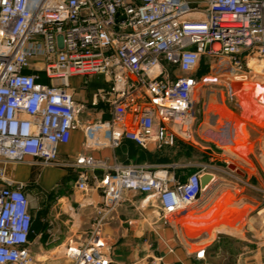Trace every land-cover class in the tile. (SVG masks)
Instances as JSON below:
<instances>
[{"label":"built area","instance_id":"obj_1","mask_svg":"<svg viewBox=\"0 0 264 264\" xmlns=\"http://www.w3.org/2000/svg\"><path fill=\"white\" fill-rule=\"evenodd\" d=\"M198 3L0 0V264L34 263L30 201L24 185L8 177V166L26 157L58 164V146L68 143L82 109L70 78L105 77L110 119L104 124L114 148L123 139L141 148H171L177 138H190L193 71L202 57L227 59L235 78L249 84L256 79L253 64L262 65L252 92L264 106V0ZM39 72L49 84L39 82ZM75 165L83 169L80 191L87 188L88 170L106 168L91 156H78ZM175 169L113 166L97 180L99 213L113 211L131 193L143 201L154 197L151 205L166 221L186 216L203 194L200 172L181 179ZM100 223L84 243H68L70 264H111Z\"/></svg>","mask_w":264,"mask_h":264},{"label":"crops","instance_id":"obj_2","mask_svg":"<svg viewBox=\"0 0 264 264\" xmlns=\"http://www.w3.org/2000/svg\"><path fill=\"white\" fill-rule=\"evenodd\" d=\"M190 1L194 6H201L199 0ZM221 61L226 63L223 67L229 69V72L226 75L210 74V79L218 84L226 81L223 89L213 98H206L202 93V101L195 107L197 118H194L190 128L191 141H176L173 147L168 148L174 153L180 151L177 164H169L167 154L162 151L164 148H157L153 143L147 148H141L134 142L123 139L118 147L110 146L108 129L104 124L110 119L109 110L104 105H96L91 110L85 109L81 118L78 115V124L72 130L68 143L58 146L57 165H44L39 159L26 157L22 163L8 166V177L24 185L30 201L32 224L28 248L34 259L33 264H70L65 257L66 246L71 241L76 244L84 243L94 233L100 219L102 250L110 257L111 264H264V231L232 236L245 243V246L238 248L209 246L216 237L208 243L206 239L192 243L184 231L173 224L176 217L169 221L164 220L151 204H143V196L140 194L127 193L125 202L113 211L103 213L102 196L96 188L97 180L111 172V168L116 165H143L150 170L177 165V168H184L185 176L182 179L194 172L215 176V180H211L207 190L199 197L204 199L205 205L222 190L223 184L220 180L223 176L230 180L232 188H237V191L246 186L250 192L263 193V202L258 213L264 215V186L259 184V171L255 173L251 170L253 173L250 176L245 171H241L243 175L236 171H225L222 159H219L222 154L216 151L215 142L222 133L216 107L224 109L225 101L232 102L238 107L235 112L238 117H246L250 121V118L254 119L260 113L264 115V106L258 103L253 92L247 88L250 87L248 81L235 78L227 59L221 58ZM195 69L193 75L197 85ZM253 69L260 72L262 66L253 64ZM202 76L200 82L206 85L209 78L206 74ZM78 80L80 79L70 78V92L82 111L84 108L80 103L83 93L80 90L75 91ZM256 105L260 108L257 113ZM211 107L215 109L210 111ZM211 116L215 118L214 122H211ZM254 129L253 125L248 124L247 134L251 135ZM229 133L232 138L236 137L234 129L225 131L228 136ZM78 156H91L103 162L106 167L87 171L85 191L76 187L78 174L83 170L75 165ZM202 166H206L204 171L201 170ZM133 196H138L139 200H133ZM100 211L103 212L99 213ZM187 242L199 248H192Z\"/></svg>","mask_w":264,"mask_h":264},{"label":"rangeland","instance_id":"obj_3","mask_svg":"<svg viewBox=\"0 0 264 264\" xmlns=\"http://www.w3.org/2000/svg\"><path fill=\"white\" fill-rule=\"evenodd\" d=\"M225 65L226 63L221 61V58L202 57L200 59L199 64L195 69L198 83L192 95L195 119L197 118L195 107H197L196 105L202 101V93H204L206 98H213V96L219 95V91L223 89L226 81H221L222 84H218L214 79H210L212 77L210 74L224 73L226 75L229 72V69L223 67ZM167 69L173 74V76L180 75L176 72L175 68L173 69L167 66ZM31 71L35 70L32 69ZM205 74L209 79L206 80V85H203L200 82V76ZM39 75L40 83L49 84L44 73L39 72ZM255 75L256 79L248 84L250 87H247L251 92L254 85H257L259 82L257 79V73ZM95 77L81 78L78 80V87H75V91L80 90V93H83V98L81 97L80 104L83 105L84 109L80 111V118L84 116L83 112L87 108L91 110L93 107H96V105H104L108 108V103L106 101L107 94L105 93L107 92L109 85L104 81V76ZM131 79L134 80V77L132 76ZM233 83L236 82L233 81ZM70 86L72 87L71 84ZM261 87L263 89L264 84ZM95 95H97V102L94 106L93 100ZM224 106V109L216 107V112L219 114L218 122L222 133L215 139L217 146L216 151L222 154L219 159H222L221 162L223 164V169L225 171L233 172L234 169L231 168V166H234L235 169L248 173V176L253 173L252 171L255 173L259 171L261 177L258 178V181L262 187L264 186V175H262L264 169V115L260 113L262 116L256 115L254 119L250 118V121H248L249 119L247 120L246 117H238L235 113L238 107L234 103L225 101ZM213 109H215V107H211L210 111ZM259 109L260 108L256 105V113ZM210 118L211 122L215 121L213 116ZM248 124L253 125L255 128L251 135H248L246 131ZM233 129L236 132L235 138H232L230 133L229 136L228 134H225V131L228 132V130L232 131ZM176 141L188 142L191 141V139L177 138ZM162 151H165V154H167L166 158L169 164L179 163L180 151L174 153L168 148H164ZM195 156L197 155L195 154ZM183 170L184 168L182 167H176L174 172L177 177L182 179L185 176ZM221 178L222 180H220V183L222 182L223 184L222 190L213 200L205 205L204 199L198 198L197 201L188 208V214L183 217H177L173 224L176 225L179 230H183L187 239L192 243L198 242L202 239H206V242L208 243L212 238L216 237L215 241L209 246L242 247L245 246V243L243 244V242L238 241L235 237L254 232L262 233L264 231V215L258 213L263 202V193L257 191L250 192L248 190L249 188L246 186L240 191H237V188H232V184L228 178L223 176ZM254 182L257 183L256 180ZM132 199L139 200V197L133 196ZM252 201H255V203H251ZM252 204L255 205L252 206ZM186 244L192 248H199V246L193 244L190 245L188 242ZM247 245L258 246V244Z\"/></svg>","mask_w":264,"mask_h":264},{"label":"water","instance_id":"obj_4","mask_svg":"<svg viewBox=\"0 0 264 264\" xmlns=\"http://www.w3.org/2000/svg\"><path fill=\"white\" fill-rule=\"evenodd\" d=\"M231 168L234 169V171H236L237 173L243 175V173L239 170H236L234 168V166H232ZM199 179H200V187H201V192H205L209 186V184L211 183V180H215V176L209 174V173H202L199 175ZM154 201V197H149L147 199H145L143 201V204L145 205H149Z\"/></svg>","mask_w":264,"mask_h":264},{"label":"bare ground","instance_id":"obj_5","mask_svg":"<svg viewBox=\"0 0 264 264\" xmlns=\"http://www.w3.org/2000/svg\"><path fill=\"white\" fill-rule=\"evenodd\" d=\"M255 64H257V63H255ZM262 66V65H261ZM255 71V70H254ZM262 71V70H261ZM261 71L260 72H258V71H255V73H261ZM258 91V90H257ZM53 246V245H52Z\"/></svg>","mask_w":264,"mask_h":264}]
</instances>
